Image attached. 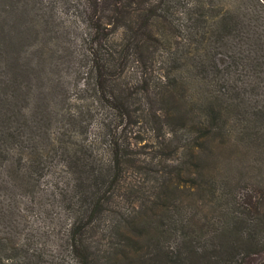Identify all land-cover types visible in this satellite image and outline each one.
Wrapping results in <instances>:
<instances>
[{"label":"trees","instance_id":"trees-1","mask_svg":"<svg viewBox=\"0 0 264 264\" xmlns=\"http://www.w3.org/2000/svg\"><path fill=\"white\" fill-rule=\"evenodd\" d=\"M65 1L74 17L60 28L57 0H38L36 39L64 30L81 49L69 38L37 51L77 58L89 117L58 129L45 110L28 112L26 54L11 49L0 69V264H264V9Z\"/></svg>","mask_w":264,"mask_h":264},{"label":"rangeland","instance_id":"rangeland-1","mask_svg":"<svg viewBox=\"0 0 264 264\" xmlns=\"http://www.w3.org/2000/svg\"><path fill=\"white\" fill-rule=\"evenodd\" d=\"M54 1L45 0L48 7ZM57 2L55 11L58 17L56 18L57 23L62 28L63 25L60 21L62 20L63 24L69 25L74 16L72 11L70 12L65 9V0H57ZM251 2H255L259 8L262 7L264 9L258 0H251ZM37 3L38 0H0V69L8 61H11V49L14 48L17 52H21L22 57L26 54L21 62L26 70L23 80L29 87L24 89L25 92L21 94V99L30 102L29 106L27 104L28 112L36 115L37 112L41 114V111L45 110V113L48 112L55 117V121L59 126L58 129H63L65 125L61 126L60 123L66 121L64 123L67 125L69 121H73L71 119V115L73 114L89 117L86 109L89 102V99H87L89 94L84 90L83 84L85 79L83 78V69L80 68L82 65H80L75 56L69 58V56H63L58 52L53 58L51 56L52 53L41 54L39 52L43 48L49 50L50 46L62 50L69 38H74V42H76L75 46L81 49V41L79 37H68L66 33H63L64 30L61 33L52 35L55 36L53 38H48L51 30L49 32L41 31L40 37L36 39L37 30L40 31V17ZM56 27L57 25H52V28L57 29ZM53 129L56 130L57 125ZM0 178H6L3 171L0 174ZM6 189L4 188L3 190L5 191ZM4 191L1 192L3 199L6 198L3 195ZM41 196L44 197L34 200L45 201L47 199V196L43 192ZM23 197L21 211L23 214H29L33 197ZM30 214L32 220L35 221H41L44 216L42 210H39L38 205ZM43 225L49 226L50 224L35 223V226L38 227H42ZM52 226L54 225H50L49 227Z\"/></svg>","mask_w":264,"mask_h":264}]
</instances>
